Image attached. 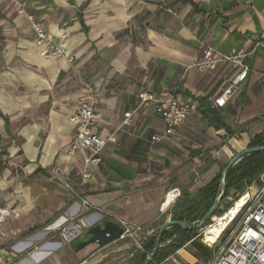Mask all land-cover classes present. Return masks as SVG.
<instances>
[{
	"label": "crops",
	"instance_id": "0c3cea01",
	"mask_svg": "<svg viewBox=\"0 0 264 264\" xmlns=\"http://www.w3.org/2000/svg\"><path fill=\"white\" fill-rule=\"evenodd\" d=\"M24 1L18 12L0 0V208L10 213L0 221V264H134L137 228L152 236L184 190L197 195L264 130V0ZM29 14L64 40L73 63L41 54ZM205 46L248 54L222 107L216 99L244 67H198ZM83 79L96 89L95 132L106 141L86 180L82 157L69 153ZM141 90L190 106L175 134L153 105L138 108ZM208 107L231 133L209 122ZM78 216L131 233L77 251L58 229ZM201 247L212 248L199 236L158 264H206L212 257Z\"/></svg>",
	"mask_w": 264,
	"mask_h": 264
},
{
	"label": "built area",
	"instance_id": "2783aa9c",
	"mask_svg": "<svg viewBox=\"0 0 264 264\" xmlns=\"http://www.w3.org/2000/svg\"><path fill=\"white\" fill-rule=\"evenodd\" d=\"M1 1L13 4L18 12H25L26 2L24 0ZM28 19L35 33L34 42L37 47L41 48V54L45 58L53 60L65 58L70 63L75 61V57L68 52L64 40L51 33L40 18L29 14ZM247 55L244 50L223 55L209 46L203 47V56L196 64L200 68L214 69L222 61L232 64L233 68L244 67L243 71L237 74L227 86L224 93L226 98L216 99L219 107H222L237 90L238 84L247 70L244 63ZM97 104L98 96L94 85L83 79L79 93V105L71 117L75 133L71 140L69 153L82 157L86 167L83 173L84 180L90 177L87 168L102 162L101 152L106 144V141L95 132V126L100 119ZM147 105L155 107L156 112L164 121L168 134H175L179 126L190 115V106L178 97H164L147 90H141L138 93V108ZM132 115L133 112L125 113L124 124L131 123ZM152 139L158 140L159 138L153 136ZM55 177L66 189L75 193V183L61 168L55 169ZM257 181H261V184L256 185ZM257 181L236 200H232L229 208L221 215L214 216L212 222L202 229L199 236L206 240L208 228L216 225L223 226L213 243L206 240L208 246L216 248L212 258L206 264H264V172ZM177 196L174 195L173 200ZM245 196H247L245 202L233 213L237 201ZM83 203L86 204L87 201L83 200ZM9 214L7 210L0 208V221ZM228 215L231 216L227 218ZM122 225L125 229L124 235L130 234L131 229L126 224ZM88 226L89 223L85 219L73 220L59 228L58 234L65 242L71 243L81 236Z\"/></svg>",
	"mask_w": 264,
	"mask_h": 264
},
{
	"label": "trees",
	"instance_id": "16d2710c",
	"mask_svg": "<svg viewBox=\"0 0 264 264\" xmlns=\"http://www.w3.org/2000/svg\"><path fill=\"white\" fill-rule=\"evenodd\" d=\"M206 117L209 122L216 127H226L229 133L231 130L223 122L217 110L207 108ZM264 145V130L256 134L248 147ZM221 170L213 180L204 186L197 195L193 196L184 190L182 197L177 200L173 210L172 219L185 221L189 224H197L203 216L209 211L215 199L221 194V180L223 178ZM264 172V150L254 151L243 156L236 164L230 166L225 175L226 190L221 200L222 205L232 192L241 193L247 186H251L259 179ZM220 207V206H219ZM217 208L213 211L212 216L221 215L225 209ZM211 223L209 218L205 226ZM198 229H186L179 225H173L163 232L161 246L157 250L150 264H158L180 250L187 243L199 237ZM158 232L150 237L145 238L141 243V248L134 256V264H144L147 256L152 252Z\"/></svg>",
	"mask_w": 264,
	"mask_h": 264
},
{
	"label": "water",
	"instance_id": "95a60500",
	"mask_svg": "<svg viewBox=\"0 0 264 264\" xmlns=\"http://www.w3.org/2000/svg\"><path fill=\"white\" fill-rule=\"evenodd\" d=\"M259 150H264V145L243 148L231 158L229 163L222 171L223 178L221 180V194L215 199L209 211L203 216V218L197 224L191 225L185 221H179L173 219L167 220L159 229L155 246L152 252L147 256V259L145 260L144 264L151 263L157 250L161 246V239L163 232L166 229H169L171 226L179 225L186 229H198V230L203 229L205 227L207 220L209 218H212L213 211L220 206L221 200L225 195V190H226L225 175L227 169L233 164H236L246 154H250L254 151H259ZM124 233H125V229L123 225H121L119 222L106 218L96 223L95 225L90 226L81 236H79L74 241H72L71 245L75 250L79 251L93 243L99 245L108 244L114 240L123 237Z\"/></svg>",
	"mask_w": 264,
	"mask_h": 264
},
{
	"label": "rangeland",
	"instance_id": "374dc122",
	"mask_svg": "<svg viewBox=\"0 0 264 264\" xmlns=\"http://www.w3.org/2000/svg\"><path fill=\"white\" fill-rule=\"evenodd\" d=\"M256 182V181H255ZM255 182L252 184V185H254L255 184ZM261 184V181H257L256 182V185H260ZM249 187L250 186H247L244 190H243V192H241V193H235V192H232L231 194H230V196L226 199V201L222 204V205H220V209H225V208H227L228 207V205L230 206L231 204H232V200H236L241 194H243L245 191H247L248 189H249ZM214 217V216H213ZM212 217V218H213ZM212 218H211V222H212ZM73 220H75V221H78V219H85V218H83L82 216L81 217H74V218H72ZM70 220L69 222H71V221H73V220ZM86 221H87V219H85ZM68 222V223H69ZM88 222V221H87ZM67 223V224H68ZM65 226V225H64ZM63 227V226H62ZM62 227H60V228H62ZM90 226H88L87 228H89ZM159 229L160 228H155L154 229V231H153V233L152 234H155V233H157V232H159ZM201 231H202V229H200L199 230V233H201ZM137 232V235H135V236H137V240H138V242L139 243H142V241L143 240H145V237H147L148 236V233H145V232H143L142 230H136L135 232H134V234ZM202 237V236H201ZM204 249V247H201V250H203ZM207 253H208V255H210L211 257L213 256V254L215 253V251H216V248H205L204 249Z\"/></svg>",
	"mask_w": 264,
	"mask_h": 264
},
{
	"label": "bare ground",
	"instance_id": "6f19581e",
	"mask_svg": "<svg viewBox=\"0 0 264 264\" xmlns=\"http://www.w3.org/2000/svg\"><path fill=\"white\" fill-rule=\"evenodd\" d=\"M246 197H243L241 200H238L237 205L235 206L234 210L232 211L233 213L236 211V209H238L246 200ZM172 201V196H169L168 199V204ZM232 215V214H231ZM231 215H228L227 218H229ZM223 226H212L210 228L207 229L206 231V240L208 242L213 243L216 239V236L221 232Z\"/></svg>",
	"mask_w": 264,
	"mask_h": 264
}]
</instances>
